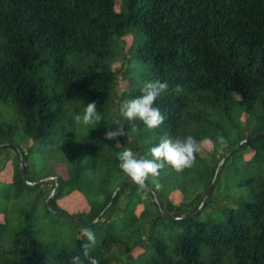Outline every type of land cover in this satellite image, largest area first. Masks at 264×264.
I'll return each instance as SVG.
<instances>
[{
  "label": "trees",
  "instance_id": "obj_1",
  "mask_svg": "<svg viewBox=\"0 0 264 264\" xmlns=\"http://www.w3.org/2000/svg\"><path fill=\"white\" fill-rule=\"evenodd\" d=\"M9 160L14 203L33 210L58 176L49 210L81 195L73 215L101 214V234L55 249L0 222V264H264V0H0V171Z\"/></svg>",
  "mask_w": 264,
  "mask_h": 264
},
{
  "label": "rangeland",
  "instance_id": "obj_2",
  "mask_svg": "<svg viewBox=\"0 0 264 264\" xmlns=\"http://www.w3.org/2000/svg\"><path fill=\"white\" fill-rule=\"evenodd\" d=\"M117 9L118 10L120 9L119 3L117 5ZM129 37L130 35L127 34L125 36V39H129ZM125 48L127 49V45ZM119 66H120V62H116L113 65V68L117 69ZM128 88H129L128 80L122 78L121 75H119L118 93L121 94L122 92H126ZM113 107L114 109L120 110L119 113L122 115L131 114V110L127 108L124 102L119 101L118 98H115ZM12 110L14 111L13 108ZM241 119L242 121L245 122L247 120V114H242ZM124 136H126L128 140H131L133 138V136L129 132H125ZM30 144L31 141L30 140L27 141L26 144L23 145L24 149H27ZM202 146L206 148L211 147L209 141H203ZM42 161L43 159L41 155H38L36 157V162L34 163L35 165L34 169L35 170L39 169V170L37 171L34 170L35 174L41 172L40 166ZM56 173L62 177H66V168L64 166H58L56 168ZM12 176H13V165L9 160L8 163L5 164L3 170L0 171V222L5 221L10 231L13 230L20 223L31 224L33 226L35 238L38 241L46 243L49 247L55 249L61 246H63L66 249H71L74 246L76 238L80 234L89 237L91 235H94L95 233L97 234L98 231L95 232L90 227H85L83 230H81L82 226L81 227L77 226L75 225L74 222L57 215L54 212L55 210L53 211L49 209L47 210V208L45 207V202L36 205V207L33 210H30L31 202L33 200V198L31 197L32 195L21 198L22 200L20 199L15 200L14 203L11 192H9L8 194L7 190L4 187L5 185L11 182ZM47 177H43L42 180ZM171 198L177 202L181 199V194L179 192H175L172 194ZM56 205L61 209H63L64 211H66L68 217H71L72 219L75 220L77 219L74 215L87 207V203L81 195H75V196L67 195L65 197L56 200ZM79 222H81L82 224H86L83 223L82 221ZM100 234L101 232H99L97 236H99Z\"/></svg>",
  "mask_w": 264,
  "mask_h": 264
},
{
  "label": "water",
  "instance_id": "obj_3",
  "mask_svg": "<svg viewBox=\"0 0 264 264\" xmlns=\"http://www.w3.org/2000/svg\"><path fill=\"white\" fill-rule=\"evenodd\" d=\"M260 134H262V132H261V133L254 134V135H252V136H249L248 138H245L244 140L240 141L239 144H241V143H243V142H245V141L251 139V138L254 137V136H258V135H260ZM18 150H19V149H18ZM19 152H20V150H19ZM224 160H225V158H222V159L220 160V162L218 163V166H217V168H216V170H215V173H214V176H213V178H212V180H211V183H210L209 187H208L207 190H206L205 198L209 196V194H210V192H211V190H212V188H213V186H214V183H215V180H216V177H217V173H218L220 167L222 166V164L224 163ZM19 162H20V166H21V174H22V178L24 179V181H25L27 184H29V185H34L36 182H35V181H29V180L27 179V177H26V174H25L24 169H23V162H22V155H21V153H20V160H19ZM134 177H136V176H135L134 174H131V175L127 176L126 178H124V179L122 180V182H121V183L118 185V187L114 190V192H113V194H112V197H111V200H110V203H111L112 200L114 199L116 193H117V192L121 189V187L124 185V183H126L128 180H130V179H132V178H134ZM51 179L55 181V185H54V187L52 188L50 194H49V195L47 196V198L45 199V207L48 208V209H51V207L49 206V199L53 196V194H54L55 191H56V188H57V185H58V182H59V177H58V176H50V177H47V178H45V179L42 180V181L46 182V181L51 180ZM139 180H140L142 183H144V184L149 188V190H150V191L153 193V195H154L155 201L158 203V199H157V197H156V195H155L153 189L151 188V186H150L149 184H147V183H146L142 178H140V177H139ZM202 205H203V202L201 203V205L199 206V208H198V209H197L192 215L197 214V213L199 212V210H201ZM54 212H55L57 215L66 218L67 220H70V221H72V222H74V223H76V224L83 225V226H85V227H91V226H93V225L98 221V219H99L100 216H101V214H99V215H98V216H97L92 222H90L89 224H82V223L79 222L78 220L72 219L71 217H68L67 215H65L64 213H62V212H60V211H54Z\"/></svg>",
  "mask_w": 264,
  "mask_h": 264
}]
</instances>
